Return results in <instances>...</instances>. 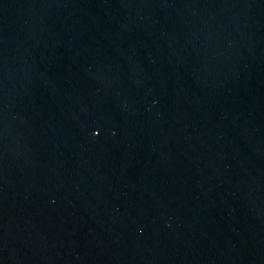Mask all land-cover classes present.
Listing matches in <instances>:
<instances>
[{"label": "water", "instance_id": "obj_1", "mask_svg": "<svg viewBox=\"0 0 264 264\" xmlns=\"http://www.w3.org/2000/svg\"><path fill=\"white\" fill-rule=\"evenodd\" d=\"M0 264H264V0H0Z\"/></svg>", "mask_w": 264, "mask_h": 264}]
</instances>
